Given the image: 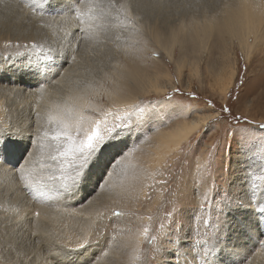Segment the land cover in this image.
<instances>
[{
    "label": "rangeland",
    "instance_id": "obj_1",
    "mask_svg": "<svg viewBox=\"0 0 264 264\" xmlns=\"http://www.w3.org/2000/svg\"><path fill=\"white\" fill-rule=\"evenodd\" d=\"M19 1L0 0V87L12 89L10 87L17 84L12 91L18 93L0 88L4 115L0 122V133L4 134L0 142V167L11 175L17 174L14 181H17L18 189L22 195H31L30 200L35 199L32 200L35 204V193H41L23 189L14 170L25 161L24 156L30 150L31 164L47 172L42 178L44 182L39 179L44 183L39 192L45 190L50 195V198L44 197L47 207L88 211L101 205L102 198L109 197L116 208H103L101 215L93 218L89 239L83 243V248L68 247L51 240L43 246L38 234L29 235L30 231L28 236L24 234L25 239L20 232L15 231V234L9 230L5 241L3 229L10 222H3L2 213L11 195L5 193L0 182V264L28 263L23 261L24 253L34 249L35 245L44 248L40 258L43 264H75L76 261L84 264H226L233 259L238 246L246 253L230 264H243L253 247L264 248V128L260 127L264 124V38L247 59L236 39L222 44L215 34L201 51L195 50L187 37H181L171 49L172 59L156 46L153 39L156 32L165 38L180 21L200 18L204 14L215 16L220 7L231 0H121L116 1L117 5L114 0ZM29 11L32 13L28 14ZM71 11L74 16L79 11L80 17L87 14L90 17L80 20L76 14L77 17L71 15V18ZM71 19L75 23L69 24ZM74 24H77L75 28ZM137 45L143 49L142 54H146L143 57L148 64L153 65V59L159 64L156 67L150 65L147 71L152 77L158 76L157 83L166 91L164 94L149 88L138 91L136 100L126 112L133 113L132 123L136 125L143 110V115L150 117L149 124L143 128L134 127L132 136L106 147L99 161L92 166L87 180L74 195H69L59 188L58 182L45 181L49 175H58L59 169L50 159L55 154L54 143L44 133H54L61 119L45 117L38 130L29 128L32 134L24 151L18 146V143H24L22 138L18 139L21 137L19 131L9 124L24 117V113L21 114L24 98L28 100L32 120L36 118L35 113L39 111L35 109L33 98L28 97L41 85L55 88L57 98H63L73 90L84 92L90 102L84 108L85 113L100 115L109 102L99 91L102 87L118 86V62L123 61L127 50L136 49ZM196 58L197 62H194ZM181 59L178 68L176 64ZM194 63L198 65L197 69ZM221 64L225 67H220ZM231 68L234 76L223 94L217 83L218 73L227 77ZM48 76L63 79L61 82L55 78L56 83L52 81L54 78L47 79ZM126 82L134 84L130 78ZM15 88L19 92L14 91ZM19 103L23 106H16ZM96 105L98 108L94 107ZM225 108L231 111H224ZM214 112L217 115L182 142L162 165L153 170L148 168L144 162L149 150L146 144L155 131L170 127L182 117L189 119ZM34 131H39V138ZM138 132L142 134L137 135ZM9 147H20L18 158L3 156L9 152ZM92 181L95 184L87 191ZM55 193L61 196L60 201L53 199ZM23 198L20 202L24 205L28 201L25 213L33 212L28 214L31 217L26 214L32 221L37 217L36 212L33 205L28 204L29 198ZM46 228L53 230L50 225ZM53 244L59 246L56 248ZM34 262L37 263L36 259ZM257 264H264V258Z\"/></svg>",
    "mask_w": 264,
    "mask_h": 264
},
{
    "label": "bare ground",
    "instance_id": "obj_2",
    "mask_svg": "<svg viewBox=\"0 0 264 264\" xmlns=\"http://www.w3.org/2000/svg\"><path fill=\"white\" fill-rule=\"evenodd\" d=\"M33 1L35 2V0H33ZM114 1L117 5L118 2L121 0H114ZM116 1H118V2H116ZM20 3H22V2H20ZM75 3L77 4L76 1H75ZM72 4L74 5V3H72ZM26 5H24V7ZM74 6L79 7V10L81 9L80 6H78V5H74ZM37 7L39 8L40 6H37ZM69 9H71V7ZM57 10H59V9H57ZM84 11H86V7H85ZM60 12H62V11H60ZM65 12H67V11H65ZM73 12L71 11L70 16L73 15ZM78 12L75 13V16L73 15L74 18L77 17L76 14L79 15V17H80V13L78 14ZM29 13H32V12L29 11L28 14ZM67 14H68V12H67ZM86 16L88 17L89 15L87 14L83 17L85 18ZM62 17L60 16V18H62ZM65 17H66V15H65ZM73 17L71 16V18H73ZM83 17L81 16L80 20H83ZM68 19H69V16H68ZM77 20L80 21L79 19L76 18V21ZM178 21H180V20H178ZM73 22L74 21H72V19H71V21L70 20L68 21L69 24L73 23ZM182 22L183 21H180L181 24L179 23L178 26H177L178 23H176V27H173L174 29L170 30L169 31L170 33H168L169 35L167 34L168 36H166L165 38H162V35L159 32L155 31L156 33L154 34L153 39L156 42V46H158L160 49H162V51H164V54H166L170 59H172L171 49H172L173 45H175L176 42H178L181 37H187L188 40L194 46V49L201 51V49L205 47V44L208 41V39H210V36L211 37L213 36L212 34H215L217 37H219L220 42H222V44H225L228 41H232V40L234 41L236 39V42H237L239 48L242 50V52L244 51L245 59H247L250 57L251 52L253 50H255L257 45L259 43H261L260 41L264 38V0H231L230 2L224 3L223 7H220L218 14L215 16H213V15L208 16L207 14L206 15L204 14L200 18L194 17L192 19H188V21H185L183 23ZM79 24H80V22L78 23V25ZM1 26H2V24H1ZM73 26L75 28V26H77V24H74ZM67 27H68V25H67ZM69 27H70V25H69ZM73 30H75V29H73ZM22 39H23V37H22ZM65 45H66V43H65ZM181 46H184V45L182 44ZM137 47H138V45H137ZM142 50L143 49H140V46H139L136 49H132L130 51L127 50L125 55L123 54L124 55L123 61L118 62V69L120 70L119 77L121 79V80H119L118 79L119 77L117 76L118 78L116 81L118 83L117 84L118 86H114V87L112 86L110 88L109 87H102L101 90L99 91V93L104 94V96H105V98H107L106 100L109 102V104L107 106H105V108L102 112L100 111V115H98V116H96V115L92 116L89 113H85L84 108L86 107V105H90V102H88L86 94H84V92L82 93L78 90H73V91H70L69 93H66L63 98H57V97H55V88L51 89V88L43 87L41 85L39 88H35V90L32 92L29 89V91L31 92V96L29 95V97L28 96L27 97L29 99H30V97L33 98L32 100L35 103V109H38L39 112H38V114L35 113L36 118H33L34 120H32V118H31L32 113L31 114L29 113L30 107L27 106L28 100L27 99L25 100V98H24V106H23V104L20 105L21 103L16 104V106L20 105L19 107L23 106V109L21 110V114L24 113V117L21 118L19 121L11 122L9 125L12 124L13 126H10V127L12 129L19 131L18 132L19 137L20 136L21 137L18 139L22 138V140L24 142V143H18V146H21L23 151L25 150V146H29V143L27 140H28V138H30V136L32 134L31 129H29V128L34 127V129L35 128L37 129L38 126H40L39 124H41L40 123L41 119H43L45 117H58L61 120L62 119L68 120L69 122L74 121L81 116L85 117V118L90 117L92 120H105V119H107V121L109 122V126H110L115 116H120V115L124 114L126 111H128L132 107L134 101L137 98L136 94L138 93V91H142V90L145 91L147 88H149L152 91L160 92V93L164 94L166 90L160 84L157 83L158 76L155 75L152 77L151 75H149V73L147 71L149 69H147V68H149L151 64H148L147 61H145L143 56L146 54L143 55L142 53L144 51H142ZM180 52H182V51H180ZM182 56H183V54H182ZM60 58H62V57H60ZM197 59L198 58L194 59V62L195 61L197 62ZM153 60H152L153 65H151V66L156 67V65L158 63H156V62L154 63ZM182 60L183 59H181L180 62L179 61L177 62L176 65L178 66V68L181 67L178 64L181 63ZM154 61H156V60H154ZM158 62H160V61H158ZM61 63H63V62H61ZM192 63H189V64H192ZM206 63H208V62H206ZM161 64H162V62H161ZM184 64H186V63H184ZM193 66H195V68L197 69L198 65L196 63H194ZM189 67H192V66H189ZM220 67L224 68L225 66L223 64H221ZM226 68H228L227 65H226ZM62 69H60V71H59L60 73L62 72ZM67 69H69V68H67ZM231 69H233V68H231ZM63 70L65 71V68ZM56 71H58V70H56ZM48 72H49V70H48ZM56 73H58V72H56ZM56 73H55V75H56ZM65 73H67V72H65ZM25 74H26V72H25ZM53 74H54V72H53ZM62 74H63V72L61 73V75ZM114 74H116V73H114ZM17 75H18V73H17ZM57 75H59V73ZM218 75H219V77L217 79V83L220 86L221 92L223 94H225L227 92L229 84L231 83L232 78L234 76V69L230 72V74L227 77L225 75L222 76L219 73H218ZM12 77H13V75H12ZM49 77L50 76H48L47 79L52 80V78H54V77H52V78H49ZM55 78L57 79L58 77L55 76ZM55 78L52 81L53 82L55 81L56 83H58L57 82L58 80L56 81ZM128 78L133 80V83H134L133 85H132V83L130 85L129 84L130 82L129 83L126 82V80ZM28 79H30V78H28ZM62 79L63 78H60L59 81L61 80V82H62ZM28 83H30V82H28ZM15 85L17 87V84H15ZM15 85H14V87H15ZM54 85L56 86L59 84L54 83ZM14 87H10L12 89H8L7 86L6 87H0V88H1V90L3 89L4 91H6L8 89L9 93H13V94L17 95L18 93H14L12 91ZM20 87H22V86H19L18 88L21 89ZM51 87H53V85ZM18 88H15L14 91H16V89L19 90ZM16 92H19V91H16ZM24 93L27 94L28 91L24 92ZM24 97H26V96H24ZM21 98L23 99V96ZM16 99H18V98H16ZM21 102H23V101H21ZM30 105H32V104L30 103ZM94 107L98 108L97 105ZM216 115H217V112L203 114V115H199V116H194V117L189 118V119L182 117V119L173 122L170 127L165 128V129H159V130L155 131L151 135L150 140L146 144V146L149 147V150L147 151V153L145 155L146 160H144V162L146 163L148 168L153 170L156 166L162 165V163L167 158V156H169L171 153H173L181 145L182 142H184L187 138H189L194 132H196L201 126H203L210 118H212L213 116H216ZM3 116L4 115H3V111H2L1 103H0V122L3 120ZM45 121L46 120H44V122ZM7 122H9V121H7ZM38 132L36 133V131H34L33 134L35 136L37 135L36 137H38V135H39ZM35 136H34V138H36ZM38 138H36V139H38ZM22 140H19V142H21ZM35 143H36V141H35ZM33 145H35V144H33ZM30 147H32V146H30ZM18 148H20V147H16V149L9 147L8 149H10V150H9V152H6L7 155L6 154L5 155L2 154V155L3 156H9V157H11V159H14L15 157L18 158L17 157L18 152H19ZM24 159H25V161L23 163H20L19 167L22 166L25 169L24 174L29 176V178L31 179V181L33 183H37L40 178H41V180H42V178H45V176H46L45 173H47V172L42 171L38 166H33L31 164V162H33V161H32L31 156H30V150H29V154H26L24 156ZM20 162H22V161H20ZM8 166H10V165H8ZM10 170H12V169H10ZM15 176H17V174L11 175L8 171H5L4 169H2L0 167V182H2L1 186H2V188H4L5 193L10 192V195H11V197L8 199L9 201L7 200L6 205H4L5 206V210H4L5 212L3 211V213H2V215H3L2 218L6 219V220L3 219V222L4 223H6V221H7V223L10 222L9 226H12L11 228L9 226H5V228L3 229L4 230L3 232L6 231L3 234L5 241H6V239H5L6 234L10 233L9 230H11L15 234H16L15 231H18L22 234L23 237H24L25 233L28 236V233L30 231L29 235H33V234L36 235V233L38 234V240L40 243H43V246L47 242H48V244H50V242H52V241H56V242L60 241L61 244L62 243H63V245L66 244L68 247L69 246L73 247V248L80 247V245H82L87 239H89V235L91 232L90 228H92V226H91L92 222L91 221L93 220V218L99 216L98 214L102 213L103 208H104V210H105V208L108 209L109 206L111 207V209L116 208L115 202L113 203L112 198L110 199L109 197L108 198L106 197L105 199L102 198L103 203L101 205L98 204L99 206L96 205L95 207L93 206L92 208L89 207L90 210H88V211L84 210V208H80V209L79 208H77V209L76 208H73V209L70 208V210H69V209H63V208H65V207H63L62 209H59V207H57L56 203H55V205L57 208H51V207H49L50 205L47 207L45 205L44 197L47 198V196L49 197L50 195L48 194V192H45V190H44V192L42 191L43 194H42L41 190H40V192H39V190L34 191V192L41 193V194L38 195L35 193V195H37V197H35V198H37V200H36L35 204H32L34 202H32L33 199L30 200L31 195H27L26 193H24L26 195H22L23 192H21L18 189L17 181L16 180L14 181V179H16ZM42 181L44 182V180H42ZM42 181L39 180V183L40 182L42 183ZM45 181H47V179ZM93 184H95V181H92V183H90L87 191L90 190L91 188H93V186H92ZM19 185H20V183H19ZM21 189H22V187H21ZM23 189H25V188H23ZM49 190L50 189H48V191ZM31 192H33V191H31ZM44 193H47V195ZM23 196H25V197L28 196L27 199L29 198L28 200L30 201L28 204L30 205V203H31L33 205V209H34L33 211L36 212L37 217L34 218V220H32V221H31V218H29L31 216H29L28 214L33 213V212L31 211L30 213L29 212L25 213L26 209L28 208V206L26 204L28 201L27 202L25 201V203H24V200H23L24 205L20 202V201H22ZM52 196L54 197L53 199H55L56 201H58V200L60 201V199H61V196L56 195V193H55V195H52ZM0 197H2V196H0ZM25 197L23 199L27 200ZM32 198H34V197L32 196ZM0 199H2V198H0ZM68 199H70V198H68ZM71 199H72V197H71ZM33 201H35V199ZM72 201H74V199H72ZM70 204H71V202H70ZM67 211H68V213H67ZM26 214L29 217H27ZM79 217H82V218H80V219H83L82 222L79 221L80 219L77 220V218H79ZM58 223H60L61 225L58 226L57 225ZM43 224H45V226ZM49 225L53 227L52 231H49L46 228V226H49ZM24 238L26 239L27 237H24ZM140 238H141V235L139 236V239ZM31 239H33V238H31ZM253 240L255 241V238H253V236H252V241ZM8 242H9V240H8ZM21 244H22V242H21ZM27 244H29V243H27ZM86 244H88V242ZM53 245H55V244H53ZM28 246H30V245H27V247ZM38 246L39 245H35L34 249H31V250L24 253V260L23 261L28 262L26 264H43L42 260L40 261V258L42 257L41 253L43 252L44 248L41 249V247L40 246L38 247ZM55 246L57 248V246H59V244H57ZM253 246H251V247H253ZM59 248H61V247H59ZM16 249H17V247H16ZM244 251H246V250H244L242 248V246H238V249L237 250L235 249V251H234L233 259L228 258L229 262L226 261V264H230L233 261H235V260L237 261V259H240L242 257V255L244 253H246ZM61 255L62 254H60V256ZM244 257H245V255H244ZM244 257H243V259H244ZM246 258H245L246 260H245V262H243V264H257L259 261H261L264 258V248L263 247H260V248L253 247V252L248 257L246 256ZM35 259H36L37 263L34 262ZM64 262H65V259H64ZM76 262L77 263H75V264H84V262H79V261H76ZM95 264H102V263L97 262Z\"/></svg>",
    "mask_w": 264,
    "mask_h": 264
},
{
    "label": "snow or ice",
    "instance_id": "obj_3",
    "mask_svg": "<svg viewBox=\"0 0 264 264\" xmlns=\"http://www.w3.org/2000/svg\"><path fill=\"white\" fill-rule=\"evenodd\" d=\"M224 111L230 112L231 110L225 108ZM132 117L131 112H125L123 116H115L111 126L107 119L92 120L90 117L82 116L74 123L59 120L54 133H44V136L54 143L55 154L51 155L50 159L56 162L59 169V174L49 175L47 181L58 182L60 189L69 195H74L81 184L87 180L92 166L99 161L106 147L119 142L126 136H132L134 127L143 128L149 124L150 117L143 115V110L140 111L136 125H133ZM260 127L264 128V124ZM141 134L137 133V135ZM3 136L4 134L0 133V142ZM15 170L25 189L37 191L43 187V183H33L29 176L24 174L25 169L22 166L15 167ZM84 246L80 245L82 248Z\"/></svg>",
    "mask_w": 264,
    "mask_h": 264
}]
</instances>
